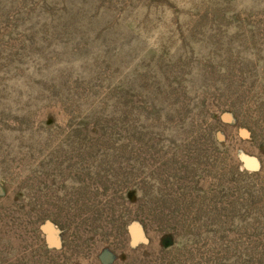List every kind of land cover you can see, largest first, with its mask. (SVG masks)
Returning a JSON list of instances; mask_svg holds the SVG:
<instances>
[{"label":"rangeland","instance_id":"rangeland-1","mask_svg":"<svg viewBox=\"0 0 264 264\" xmlns=\"http://www.w3.org/2000/svg\"><path fill=\"white\" fill-rule=\"evenodd\" d=\"M0 264H264V0H0Z\"/></svg>","mask_w":264,"mask_h":264}]
</instances>
